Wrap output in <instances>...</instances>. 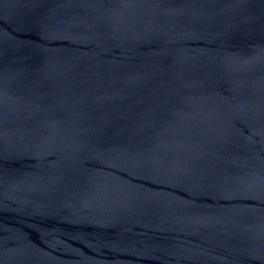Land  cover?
I'll list each match as a JSON object with an SVG mask.
<instances>
[{
  "label": "water",
  "instance_id": "water-1",
  "mask_svg": "<svg viewBox=\"0 0 264 264\" xmlns=\"http://www.w3.org/2000/svg\"><path fill=\"white\" fill-rule=\"evenodd\" d=\"M0 264H264V0H0Z\"/></svg>",
  "mask_w": 264,
  "mask_h": 264
}]
</instances>
